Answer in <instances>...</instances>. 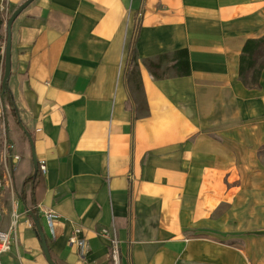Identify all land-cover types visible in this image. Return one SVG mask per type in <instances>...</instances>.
<instances>
[{
	"label": "crops",
	"instance_id": "0c3cea01",
	"mask_svg": "<svg viewBox=\"0 0 264 264\" xmlns=\"http://www.w3.org/2000/svg\"><path fill=\"white\" fill-rule=\"evenodd\" d=\"M23 1L0 0V14ZM263 35L264 0H34L22 11L7 87L45 161L34 196L58 215L52 230L37 215L51 258L109 264L115 238L118 264H264V69L255 89L238 77L244 42ZM131 42L140 95L125 78ZM178 50L190 75L154 79L143 61ZM28 150L20 167L34 171ZM8 177L0 170V231L14 211L16 245L1 261L48 264Z\"/></svg>",
	"mask_w": 264,
	"mask_h": 264
},
{
	"label": "trees",
	"instance_id": "16d2710c",
	"mask_svg": "<svg viewBox=\"0 0 264 264\" xmlns=\"http://www.w3.org/2000/svg\"><path fill=\"white\" fill-rule=\"evenodd\" d=\"M9 16L10 14L8 13L0 14V30L3 31V26ZM4 42V36L0 35V44L4 45ZM143 63L151 76L156 80L168 77L169 72H172L176 77L190 75L188 54L186 50L175 51L170 56L163 54L157 56L154 59H145ZM135 65L136 52L134 50V44L131 42L129 45L128 61L125 68V78L128 82V78L131 76L134 81L133 88L135 89L136 95H140V82L139 80L135 79V77L138 75ZM3 68L4 67L2 66L1 74H3ZM263 69L264 35L257 39H247L244 42L239 56L238 77L240 82L248 89L258 88L259 78ZM0 96L1 105L3 108L2 114L5 123V137L8 140V143L12 145V148L9 150V157L7 160L9 165V176L12 192L16 199L19 200L26 208V210L31 211L33 216H37V205L34 196V189L35 183L38 181L40 173L38 170L37 174L34 176L32 165H30V168L27 171L21 169L20 164L29 151V141L26 134L23 132L24 128H22L21 124L19 123L15 105L7 86L4 92L0 87ZM19 145H23L24 148H20ZM12 156L18 157V160L15 164L12 163ZM28 220L32 229L34 230L31 217H29ZM109 253L108 263L114 264L111 252ZM53 261L55 264H58L54 259Z\"/></svg>",
	"mask_w": 264,
	"mask_h": 264
},
{
	"label": "water",
	"instance_id": "95a60500",
	"mask_svg": "<svg viewBox=\"0 0 264 264\" xmlns=\"http://www.w3.org/2000/svg\"><path fill=\"white\" fill-rule=\"evenodd\" d=\"M34 0H26L19 6H17L11 13L8 19L6 20L4 24V30H5V42H4V47H3V74L1 77V83L0 87L2 88V91H5V88L7 86L8 79L10 77L11 73V28L12 24L14 23L15 19L22 13L24 9H26ZM1 99V97H0ZM20 123V122H19ZM21 124V123H20ZM23 132L26 134L28 141H29V146H30V151H31V162L33 164V169H34V176L37 174L38 171V161L35 157V152H34V146H33V140L30 136V134L23 129ZM27 214L29 217H31L32 223L34 225V230H35V235L38 239L40 249L42 251V254L48 264H55L53 259L50 256V252L47 246V241L45 234L43 232V229L41 227L40 221L37 216H33L31 211L27 210Z\"/></svg>",
	"mask_w": 264,
	"mask_h": 264
},
{
	"label": "built area",
	"instance_id": "2783aa9c",
	"mask_svg": "<svg viewBox=\"0 0 264 264\" xmlns=\"http://www.w3.org/2000/svg\"><path fill=\"white\" fill-rule=\"evenodd\" d=\"M6 148L7 150H10L12 148V145L8 143ZM13 160L17 161L18 157L13 156ZM38 169L42 174H45L46 168H45L44 160L38 161ZM37 215L38 216L42 215L43 219L45 220V224L49 230H52L53 228V221L58 219V215L55 212L51 210H46L41 206H37ZM11 217H12V221L8 229L4 232L0 231V264H2L1 257L4 254L8 253L11 250V248L16 245L15 227H16L18 215L14 211H12ZM78 233L79 230L76 229L73 238L70 239V243L80 251L81 257L83 258L87 252V245L84 242V240L77 237ZM100 235L104 238H108L110 236V233L108 230H101ZM110 243L112 245L111 254L113 258V263L118 264L119 263L118 250H117L115 238L112 239Z\"/></svg>",
	"mask_w": 264,
	"mask_h": 264
},
{
	"label": "rangeland",
	"instance_id": "374dc122",
	"mask_svg": "<svg viewBox=\"0 0 264 264\" xmlns=\"http://www.w3.org/2000/svg\"><path fill=\"white\" fill-rule=\"evenodd\" d=\"M0 35L3 36V32L2 30H0ZM4 47V45H2V48ZM1 77L2 74H0V83H1ZM7 144H8V140L5 137V125H4V119H3V114H2V105H1V101H0V170L1 172H3V174H5L6 178L9 179V175H8V164H7V160L9 157V150H7ZM11 200V198H10ZM11 202V201H10ZM24 217V216H22ZM21 217V218H22ZM24 219V218H23ZM3 264H8L7 262H2Z\"/></svg>",
	"mask_w": 264,
	"mask_h": 264
}]
</instances>
